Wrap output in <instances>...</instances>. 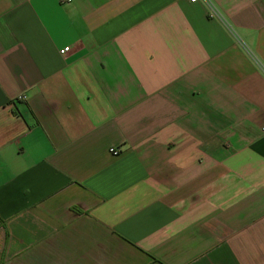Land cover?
I'll return each instance as SVG.
<instances>
[{
  "label": "crops",
  "instance_id": "1",
  "mask_svg": "<svg viewBox=\"0 0 264 264\" xmlns=\"http://www.w3.org/2000/svg\"><path fill=\"white\" fill-rule=\"evenodd\" d=\"M0 264H264V0H0Z\"/></svg>",
  "mask_w": 264,
  "mask_h": 264
},
{
  "label": "built area",
  "instance_id": "2",
  "mask_svg": "<svg viewBox=\"0 0 264 264\" xmlns=\"http://www.w3.org/2000/svg\"><path fill=\"white\" fill-rule=\"evenodd\" d=\"M189 1L196 2V1H199V0H189ZM214 15H216V12L214 11L213 8H210V16H214ZM69 48H70L69 46H65L62 49H60L59 51H60V53H64V52L68 51ZM19 98L24 99V96H20ZM109 152L111 154H113V155H117V154L120 153V148H117L115 146L114 147H110L109 148Z\"/></svg>",
  "mask_w": 264,
  "mask_h": 264
}]
</instances>
